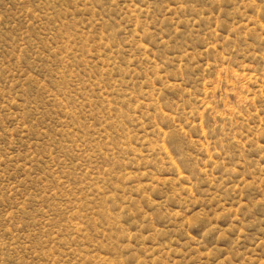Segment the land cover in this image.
Segmentation results:
<instances>
[{"label":"rangeland","instance_id":"obj_1","mask_svg":"<svg viewBox=\"0 0 264 264\" xmlns=\"http://www.w3.org/2000/svg\"><path fill=\"white\" fill-rule=\"evenodd\" d=\"M0 264H264V0H0Z\"/></svg>","mask_w":264,"mask_h":264}]
</instances>
